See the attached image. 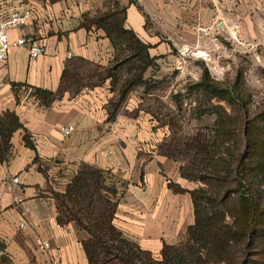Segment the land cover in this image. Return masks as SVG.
<instances>
[{
    "label": "crops",
    "instance_id": "1",
    "mask_svg": "<svg viewBox=\"0 0 264 264\" xmlns=\"http://www.w3.org/2000/svg\"><path fill=\"white\" fill-rule=\"evenodd\" d=\"M117 2L125 10L124 28L149 47V58L156 64L180 63L174 52L179 49L206 54L223 40L230 43L234 24H239L240 45L264 60V0ZM13 9L30 11L32 17L26 27L11 33L12 39H38L45 54L34 60L27 47L14 48L0 65V116L15 112L24 126L11 139L9 157L0 160V185L9 177L20 178L14 193L1 187L0 244L5 254L15 264H89L83 247L89 234L73 222L58 224L53 196L63 193L87 164L108 172V181L122 192L115 226L159 257L164 243L178 244L195 223L190 193H174L169 184L193 191L200 183L183 178L181 165L156 150L147 118L131 115L141 100L130 93L110 120L116 91L108 74H78L76 79L69 74L49 106L32 94L33 88L57 93L64 71L78 60L102 70L120 65L119 52L104 29L85 27L87 19L115 11L114 3L0 0V20ZM68 126L75 127L71 136L61 132ZM26 132L35 150L26 146Z\"/></svg>",
    "mask_w": 264,
    "mask_h": 264
},
{
    "label": "trees",
    "instance_id": "2",
    "mask_svg": "<svg viewBox=\"0 0 264 264\" xmlns=\"http://www.w3.org/2000/svg\"><path fill=\"white\" fill-rule=\"evenodd\" d=\"M111 1L115 11L87 19L86 29L97 25L104 29L118 52L120 46L130 50L131 56L120 65L137 58L143 64L141 72L120 91L109 118L113 120L132 89L146 84L144 73L155 62L149 58V47L133 31L124 28L125 10L117 0ZM81 65L90 67L85 60L74 62L64 71L57 93L33 88L32 94L49 106L65 87V78L74 74V70L78 71ZM108 75L116 79L110 71ZM73 77L76 79L78 74ZM192 87L209 99L228 103L241 101L231 90L216 84L208 69H204L201 81ZM241 104L246 107L248 103L241 101ZM224 122L219 124L225 127ZM229 123L232 126L233 122ZM245 128L247 144L237 155L230 150L226 154L219 152L225 145L221 137L235 140L238 145L235 135H231L235 132L228 127L216 134V141L196 137L187 144L188 149L194 151L193 158L189 159L188 166L181 165V175L204 186L189 191L171 182L169 188L178 194L190 193L195 223L189 226L179 244L164 243L159 258L126 238L115 226L118 190L107 184L108 172L94 166L82 164L65 191L53 194L58 224L64 226L73 222L89 234V239L83 242L89 264H264V204L258 195V188L264 184V126L249 121ZM21 129L24 126L15 112L8 111L0 116V160L9 157L11 139ZM24 142L28 148L36 149L28 132ZM169 147L162 154L178 161L173 148ZM0 248L5 249L2 244Z\"/></svg>",
    "mask_w": 264,
    "mask_h": 264
},
{
    "label": "rangeland",
    "instance_id": "3",
    "mask_svg": "<svg viewBox=\"0 0 264 264\" xmlns=\"http://www.w3.org/2000/svg\"><path fill=\"white\" fill-rule=\"evenodd\" d=\"M234 25H238L239 29V24ZM234 25L232 28L235 34L231 36L235 37L230 36V43L223 40L221 46L209 47L206 54L194 49L174 51L175 56H179L180 63L177 61L161 65L154 63L144 73L146 84L136 86L130 92L141 100L131 115L147 118L151 125L150 131L157 140L154 142L157 144L156 150L162 154L171 146L178 161L168 158L182 166H188L189 159L193 158L194 151H190L187 144L196 137L216 141V134H220V131L228 127L235 132L231 135H235L238 145L235 140L227 141L221 137L225 145H222L219 152L226 154L230 150L237 155L244 151L247 144L245 133L247 123L251 121L261 127L264 126V60L259 61L257 53L252 48L240 45L239 32L238 29H234ZM118 54L119 59L123 61L132 53L127 47L120 46ZM203 56L210 59L209 62L204 60ZM116 66L102 70L99 67L81 65L78 71L74 70V74L97 75L109 74L110 71L115 75L116 79H113L112 83L116 99L112 109L119 100L120 91L143 68L138 58ZM204 69H208L216 84L231 90L241 101H246L247 106H242L241 101L228 103L209 99L202 91L194 90L192 86L201 81ZM224 120L226 124L222 127L223 125L219 123ZM230 121L233 122L232 126ZM199 183L200 187L204 186ZM107 184L115 187V184L108 180ZM258 190L259 199L264 204V184ZM121 193L118 192V195ZM3 252L0 264H15L4 250Z\"/></svg>",
    "mask_w": 264,
    "mask_h": 264
},
{
    "label": "built area",
    "instance_id": "4",
    "mask_svg": "<svg viewBox=\"0 0 264 264\" xmlns=\"http://www.w3.org/2000/svg\"><path fill=\"white\" fill-rule=\"evenodd\" d=\"M31 17L32 15L30 11L21 12L18 9H13L6 18L0 20V65L4 64L8 60V57L12 49L14 48L27 47L30 53V57L34 60L45 54V46L38 39L26 38L24 36L17 39H12L11 33L13 31L20 30L26 27ZM234 29H238V25H234ZM231 37L234 38L235 36ZM206 56H203V59L209 62L210 59H207ZM61 132L65 136H71L75 132V127H64L61 129ZM19 184L20 178L18 176L9 177L2 181L0 185V199L3 196L1 187H3L4 190L8 193H14L16 187ZM18 201L21 202V200ZM20 227L24 228L25 224L22 223ZM40 245L44 249H48L50 247L49 243H40ZM3 253V250L0 248V256L3 255Z\"/></svg>",
    "mask_w": 264,
    "mask_h": 264
}]
</instances>
